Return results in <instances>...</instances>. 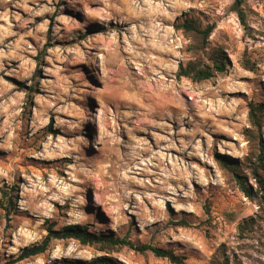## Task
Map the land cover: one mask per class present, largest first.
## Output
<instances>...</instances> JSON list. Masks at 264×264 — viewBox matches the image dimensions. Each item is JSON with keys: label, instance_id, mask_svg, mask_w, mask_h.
<instances>
[{"label": "rangeland", "instance_id": "1", "mask_svg": "<svg viewBox=\"0 0 264 264\" xmlns=\"http://www.w3.org/2000/svg\"><path fill=\"white\" fill-rule=\"evenodd\" d=\"M232 2L0 0V264H174L75 239L19 258L67 224L185 264H264V218L230 166L257 189L245 164L264 141V115L259 130L248 119L264 104V0L244 1L246 27ZM188 18L214 25L202 60L214 46L226 56L202 81L176 76L192 58L177 27Z\"/></svg>", "mask_w": 264, "mask_h": 264}, {"label": "trees", "instance_id": "2", "mask_svg": "<svg viewBox=\"0 0 264 264\" xmlns=\"http://www.w3.org/2000/svg\"><path fill=\"white\" fill-rule=\"evenodd\" d=\"M245 0H233L231 9L236 13L240 23L246 27V14L243 8ZM178 28H181L183 32L190 35L192 43L189 45V50L192 53V58L185 64L180 65L176 76L186 77L193 81H202L214 77L216 73L222 72L226 67V56L222 47L214 46L208 55V62H205L200 57L201 51H203L207 44V38L214 29L213 24H208L204 27L201 26L197 19L188 18L184 19L181 23L177 24ZM240 63L244 68L253 69L255 63L252 62L244 54L240 60ZM264 115V104L249 105L248 119L252 130H259L261 127V116ZM256 148L258 153L254 155V160L250 159L251 164H245L250 169L251 176L255 179L257 189L253 191L245 183V177L241 174L240 164H232V174L234 180L237 182L241 190L245 195L252 199H256L259 206L258 217L264 218V177L260 174L259 169L264 168V141L259 137L257 140ZM5 194V192H4ZM247 224V222L241 223L240 227ZM52 239H75L83 245H90L93 243H102L109 246L126 245L137 251H151L155 256L165 257L174 264H185L183 257L175 255L171 250H167L150 243L135 244L131 240L126 238H113L101 233H95L90 231L86 225L81 224H67L60 229H52L48 227V231L42 240L36 244L25 246L22 248L19 258H28L31 256L43 253ZM213 264L219 263L218 259H213ZM221 264H229L228 259L224 258ZM55 264V263H51ZM58 264H116L111 258L107 256L96 257L92 260H75V259H62Z\"/></svg>", "mask_w": 264, "mask_h": 264}]
</instances>
